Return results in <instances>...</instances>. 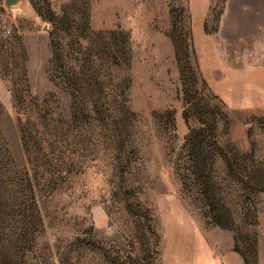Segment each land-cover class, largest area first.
<instances>
[{
    "label": "rangeland",
    "instance_id": "obj_1",
    "mask_svg": "<svg viewBox=\"0 0 264 264\" xmlns=\"http://www.w3.org/2000/svg\"><path fill=\"white\" fill-rule=\"evenodd\" d=\"M0 106V264H264V0H0Z\"/></svg>",
    "mask_w": 264,
    "mask_h": 264
},
{
    "label": "trees",
    "instance_id": "obj_2",
    "mask_svg": "<svg viewBox=\"0 0 264 264\" xmlns=\"http://www.w3.org/2000/svg\"><path fill=\"white\" fill-rule=\"evenodd\" d=\"M0 109H1V106H0ZM23 145H24L25 150H26V141L25 140H23ZM26 152H27V150H26ZM26 155L28 156V152L26 153ZM9 163H11L9 151L7 150L5 144L3 143V141L1 140V137H0V184H2L4 182L3 176L5 174H6L5 180H7L8 182H12L14 180L12 170L8 167Z\"/></svg>",
    "mask_w": 264,
    "mask_h": 264
},
{
    "label": "water",
    "instance_id": "obj_3",
    "mask_svg": "<svg viewBox=\"0 0 264 264\" xmlns=\"http://www.w3.org/2000/svg\"><path fill=\"white\" fill-rule=\"evenodd\" d=\"M20 0H4V3L7 7H12L18 4Z\"/></svg>",
    "mask_w": 264,
    "mask_h": 264
}]
</instances>
